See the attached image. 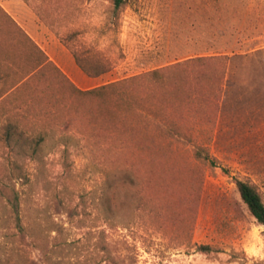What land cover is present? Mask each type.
Masks as SVG:
<instances>
[{
  "label": "rangeland",
  "instance_id": "374dc122",
  "mask_svg": "<svg viewBox=\"0 0 264 264\" xmlns=\"http://www.w3.org/2000/svg\"><path fill=\"white\" fill-rule=\"evenodd\" d=\"M0 7L81 90L194 57L264 49V0H128L117 12L110 0H0ZM73 51L109 70L88 77ZM233 67V116L191 135L155 130L171 150L132 175L115 173L112 143H96L79 122L64 130L51 117L24 119L19 99L2 101L0 264H264L263 228L234 183L248 180L264 199V63L248 58ZM10 82L0 81V93ZM10 123L43 137L35 155L8 144Z\"/></svg>",
  "mask_w": 264,
  "mask_h": 264
},
{
  "label": "trees",
  "instance_id": "16d2710c",
  "mask_svg": "<svg viewBox=\"0 0 264 264\" xmlns=\"http://www.w3.org/2000/svg\"><path fill=\"white\" fill-rule=\"evenodd\" d=\"M110 2L117 12L128 0ZM39 19L44 21L41 15ZM83 55L73 51L76 65L88 77L95 78L109 70L108 63L103 64L100 59L90 61ZM248 58H256L263 64L264 49L243 55L194 57L81 90L0 7V81L11 80L6 91L0 93V103L8 98L19 99L27 104L24 117L21 115L24 119L33 114L51 117L64 130L79 122L82 131L96 143L100 138H105L108 145L112 143L117 157L110 167L115 173L137 174L142 167L149 168L154 163V156L171 150V142L165 144L153 138L155 130H164L172 137L182 136L185 132L191 135L198 132L196 128L206 124L210 129L214 128L222 116H233L229 113L231 95L237 87L232 80L233 63ZM16 110L21 113V109ZM4 135L9 145L13 142L15 147L31 156L43 142L42 136H26L18 124H7ZM141 156L149 157V161L145 162ZM195 156L215 166L216 160L203 149H197ZM234 183L240 200L263 228L264 236L262 194L248 180L235 178ZM11 207L17 227L22 230L16 194ZM198 249L204 253L212 251L210 246H199Z\"/></svg>",
  "mask_w": 264,
  "mask_h": 264
},
{
  "label": "crops",
  "instance_id": "0c3cea01",
  "mask_svg": "<svg viewBox=\"0 0 264 264\" xmlns=\"http://www.w3.org/2000/svg\"><path fill=\"white\" fill-rule=\"evenodd\" d=\"M32 39V38H31ZM52 61V60H51ZM53 62V61H52ZM54 63V62H53ZM55 64V63H54ZM59 69H60V67L57 65V64H55ZM61 70V69H60ZM62 71V70H61ZM63 72V71H62ZM64 73V72H63ZM65 74V73H64ZM66 75V74H65Z\"/></svg>",
  "mask_w": 264,
  "mask_h": 264
}]
</instances>
